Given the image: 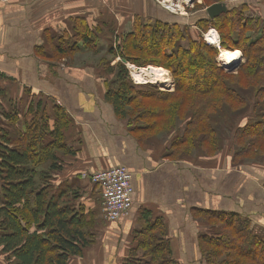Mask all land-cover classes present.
Listing matches in <instances>:
<instances>
[{
  "label": "trees",
  "instance_id": "obj_1",
  "mask_svg": "<svg viewBox=\"0 0 264 264\" xmlns=\"http://www.w3.org/2000/svg\"><path fill=\"white\" fill-rule=\"evenodd\" d=\"M223 1L204 0L199 7ZM253 1L238 2L239 6L228 7L214 18L199 19L195 25L202 34L197 38L189 34L190 26L178 22L136 19L132 31L120 37L116 48L112 45L111 53L121 60L108 65L116 79L108 84L107 100L117 116L129 120L137 139L169 133L183 121L185 128L168 155L184 159L199 149L210 156L222 150V131L228 128L233 164L264 161V18L244 16L248 2ZM75 24L80 37L92 45L94 31L83 20ZM211 25L220 34L222 48L242 52L243 60L235 70L221 66L220 49L205 40ZM250 29L253 36L248 34ZM66 44L63 37L60 57L76 50ZM128 63L170 70L175 89H138ZM39 104L34 111L31 96L28 111L34 117L24 131H15L14 136L0 128V248L11 264H69L96 242L99 214L77 194L63 190L56 195L51 189L48 173L61 168L62 154L72 152L65 136L71 119L57 105L52 126L47 110ZM49 135L53 140H48ZM196 214L211 225L199 237L208 264H264V235L257 232L251 217L208 209ZM167 229L162 216L149 221L136 232L137 244L123 264H180Z\"/></svg>",
  "mask_w": 264,
  "mask_h": 264
},
{
  "label": "crops",
  "instance_id": "obj_2",
  "mask_svg": "<svg viewBox=\"0 0 264 264\" xmlns=\"http://www.w3.org/2000/svg\"><path fill=\"white\" fill-rule=\"evenodd\" d=\"M160 1L0 0L3 129L11 135L25 130L34 117V112L28 111L31 96L34 111L41 102L52 126L57 119L55 106L60 105L71 119L65 136L72 152L62 155L61 168L53 172L58 184L85 187L88 181L83 180V172L114 165H124L133 174L134 205L129 214L108 222L103 211L104 220L94 230L96 242L69 264H122L137 244L136 232L160 216L167 224V236L180 264L207 262L201 256L199 237L208 231V222L196 214L200 209L236 211L264 225V169L254 173L232 164L228 152L209 156L195 149L192 156L171 159L165 151L170 141H140L129 120L117 116L114 105L107 100L111 73L108 65L100 63L105 56L102 53L107 51L114 57L110 41L115 43L128 27L133 29L134 20L178 22L190 26L193 38L202 34L195 24L209 17L206 10L210 5L182 14ZM203 2L196 0L197 4ZM223 2L228 7L240 4ZM248 3L245 18H264L262 1ZM77 20H83L94 31L92 40L96 43L87 44L80 37ZM253 33L252 29L248 32ZM63 37L69 42L66 47L72 50L76 46V50L60 57L58 48ZM98 56L99 62L95 60ZM119 59H113L110 65ZM172 87L169 91L175 89L174 81ZM48 140L53 137L49 135ZM99 199L102 202L100 192Z\"/></svg>",
  "mask_w": 264,
  "mask_h": 264
},
{
  "label": "rangeland",
  "instance_id": "obj_3",
  "mask_svg": "<svg viewBox=\"0 0 264 264\" xmlns=\"http://www.w3.org/2000/svg\"><path fill=\"white\" fill-rule=\"evenodd\" d=\"M192 1L193 2L190 3L188 6H186V9H184L182 11H186L188 13L189 10H193V9L199 7V4L200 3H198V5H197L196 0H192ZM202 1H204V0H202ZM131 30H132V28L130 29V27H128L127 30L125 32H123L121 35L125 36L126 34H128L129 32H131ZM119 39L120 38H118V40H116L115 43H113V41H110L111 44L114 46V48H116ZM94 43H96V42L94 41ZM237 51H240V50L238 49ZM106 53H107V55H106ZM240 53H241V51H240ZM102 54H103L102 56L105 55L104 58H103V60L100 62L102 64L110 65V64H112V60L113 59H117V57H115V56L113 57L111 55H108V52L107 51H105V53H102ZM239 56H240V58H239V61H240L242 59V54H239ZM99 59H100V56L96 57L95 60L97 62H99ZM120 60H121V58L118 61H120ZM218 60H219V63L221 64V66L225 67L228 71L231 70V68L228 67V65H225V63L224 62H221L220 59H218ZM118 61L116 63L114 62V64H117ZM133 66H136V65H134L132 63H128V67L129 68L130 67L132 68ZM229 66H231V65H229ZM138 67H140V66H138ZM130 70H132V69H130ZM168 71L170 73V77H171V81H172L170 84H167V83L163 84L161 81H158L160 84H156V82H153V83H155V84H153V83L138 81L133 76V72L132 71L130 72L131 81H133V83L137 84L136 87L138 89H142V90H145V91H152V90L154 91L155 88H160L162 90H170L171 89L170 87L173 86L174 76H173V74L171 73L170 70H168ZM114 78H115V74H110L109 75L110 81H112ZM171 84H172V86H171ZM160 85H162V86H160ZM150 101L152 102V99H150ZM2 108L3 107H1V109ZM243 121L244 120H240V123H243ZM2 126H3V118L0 117V128L1 129H3ZM178 127H179V129H173L169 133H167V132L166 133L165 132L164 133H161V132L160 133H157L154 136H150L149 139L155 140V141L160 142V143L166 142L167 140H168V142L170 141L168 143V145L166 146V148H165V151L168 154H170L172 152V150H173L172 142H174L175 139H176V137L182 133V130L185 128V122L180 121L179 124H178ZM129 128H130V126H129ZM222 133H224V134H222L223 138L221 140L222 141L223 148H222V150L220 152L221 153L228 152L229 153V159L232 160L233 159L232 158V145H231V141L227 139V136L229 134L228 128H226L224 132L222 131ZM166 138H168V139H166ZM171 159L180 160L181 158H177L175 156H172ZM232 164H233V160H232ZM239 166L243 167V169H246L249 172L256 173L257 170H260L258 168H261L262 170L264 169V161L261 160V159L251 160V161H248L247 160V161H244L243 163L239 164ZM253 175H255V174H253ZM48 181L50 182V184L52 186L51 189L53 190V192L56 193V195H58L63 190H67V194L68 195H71L72 196V195L77 194L78 195L77 198L78 199L80 198V200L82 201V203H84L89 208H92L94 210H97V212L99 214L97 224L100 223L102 220H104V217H103V211L104 210H103L102 202L99 199L98 189H97V187H96L95 184H93L92 182H90L88 180H87L88 181L87 182V185L85 187L83 185L81 186L80 184H77V183L58 184L57 183V177L54 176L52 173H50V174L48 173ZM2 185H3V180L0 177V203H1L2 190H3ZM80 200H77L76 202H79ZM102 217H103V219H102ZM97 224H96V226H97ZM96 226L94 227L95 229L93 228L94 230H96ZM253 226L255 227V229L257 230V232H259L261 235H264V225L263 224L253 223ZM207 227L209 229V227H211V225L209 224ZM202 258H204V257L202 256ZM0 264H11V262L7 259L6 254L1 250V248H0ZM122 264H123V261H122ZM206 264H208V263L206 262Z\"/></svg>",
  "mask_w": 264,
  "mask_h": 264
},
{
  "label": "built area",
  "instance_id": "obj_4",
  "mask_svg": "<svg viewBox=\"0 0 264 264\" xmlns=\"http://www.w3.org/2000/svg\"><path fill=\"white\" fill-rule=\"evenodd\" d=\"M165 1V2H164ZM162 0L160 1L166 8L172 10L175 13H187L182 11L186 9L192 0ZM236 2H245L253 0H232ZM205 40L212 44L206 37ZM220 42V41H219ZM221 43V42H220ZM215 45V44H214ZM130 69H132L130 67ZM132 70H130L131 72ZM83 180H88L96 185L98 188L102 206L104 210V217L106 221L113 222L121 217L129 214L133 205V174L124 165H114L108 168L94 170L91 172L82 173Z\"/></svg>",
  "mask_w": 264,
  "mask_h": 264
},
{
  "label": "bare ground",
  "instance_id": "obj_5",
  "mask_svg": "<svg viewBox=\"0 0 264 264\" xmlns=\"http://www.w3.org/2000/svg\"><path fill=\"white\" fill-rule=\"evenodd\" d=\"M174 2H176V1L174 0ZM171 10H175V9L173 7H171ZM206 37L212 44H215V46L220 48L221 53L219 55V58H220L221 62L225 63V65H228V66L232 65L239 60V51L229 50V49H225V48L221 49V44L219 42L220 36L216 30L210 29L206 33ZM132 72H133V76L138 81H141V82H148V83L156 82V83H158V81H161L163 84H165V83L170 84L171 83L170 73H169L168 69H166L164 67H159V66L152 65V64L147 65L146 67L133 66ZM171 86H172V84H171ZM170 88H172V87H170Z\"/></svg>",
  "mask_w": 264,
  "mask_h": 264
},
{
  "label": "water",
  "instance_id": "obj_6",
  "mask_svg": "<svg viewBox=\"0 0 264 264\" xmlns=\"http://www.w3.org/2000/svg\"><path fill=\"white\" fill-rule=\"evenodd\" d=\"M227 9H228V5L226 2H217L208 6L206 12L211 18H214L219 14H221L222 12L226 11ZM124 61L126 62V60ZM239 63L240 61L238 60L237 62H235L234 64L228 67H230L231 71H233L235 70V68L238 66Z\"/></svg>",
  "mask_w": 264,
  "mask_h": 264
}]
</instances>
